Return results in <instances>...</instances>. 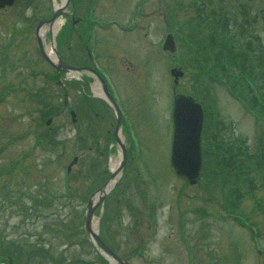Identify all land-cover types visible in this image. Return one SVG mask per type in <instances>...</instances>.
<instances>
[{"label":"rangeland","instance_id":"374dc122","mask_svg":"<svg viewBox=\"0 0 264 264\" xmlns=\"http://www.w3.org/2000/svg\"><path fill=\"white\" fill-rule=\"evenodd\" d=\"M82 1L84 13L87 0ZM98 1L96 16L102 20L113 16L124 23L138 3ZM194 1L146 0L136 16L135 31L123 32L114 25L96 28L99 67L113 79L114 93L118 92L136 132L123 127L121 137L126 146L131 137L136 139L138 157L145 165L141 164L142 170L133 167L127 152V169L105 199L99 231L132 264H238L240 260V264H264V174L256 158H251V153L259 157L258 149L264 145V121L255 122L242 102L219 83L232 81L240 71L234 66L216 67L220 78L216 80L209 65L202 71L197 54H209L203 47L207 44L211 52L219 34L225 46L233 38L236 46L244 47L258 33L264 50V0H202L208 17L201 21L196 19ZM49 9L50 0H18L0 10V258L10 255L13 264H103L106 260L85 236L82 212L91 192L107 176L103 170L110 155L117 156V149L110 148L108 131L115 118L104 106L99 111L92 108L90 93L82 85L76 91L65 75L54 77V69L41 57L34 28ZM69 30L64 28L58 37L59 52L77 63L80 42L76 31ZM142 30L147 37L142 38ZM207 31L214 42L206 37ZM168 32L176 43L172 56L161 49ZM253 57L256 61L249 62L245 72H255L262 98L264 68ZM172 66L184 70L176 88L193 92L200 100L212 96L225 137L228 131L245 136L251 152L249 157L221 152L208 158L203 144V169L194 185L177 178L169 166ZM67 90L68 102L78 114L75 123L63 104ZM80 100L84 105L79 109ZM95 141L101 148L106 145L108 153L99 155ZM74 156L77 161L71 164ZM220 160L230 166L226 170L234 181L223 186L217 169ZM146 175L156 180V186L151 188ZM153 205L157 231L149 241ZM95 214L96 219L99 210ZM236 215L254 225L257 235L252 236ZM142 241L146 243L142 253L152 257L151 262L139 253Z\"/></svg>","mask_w":264,"mask_h":264},{"label":"water","instance_id":"95a60500","mask_svg":"<svg viewBox=\"0 0 264 264\" xmlns=\"http://www.w3.org/2000/svg\"><path fill=\"white\" fill-rule=\"evenodd\" d=\"M11 2L12 0H0V6L9 4ZM56 14L57 12L55 13V15ZM163 48L174 51L175 44L172 35H167L163 44ZM57 58V63H53V65L58 70L75 69L73 66L65 63L58 55ZM172 73L175 76L179 74V72H175L173 69ZM107 96L117 115V125L114 136L115 139L119 141L118 137L116 136V130L121 124L122 119L119 112L116 110L110 96L108 94ZM172 118L173 140L170 158L171 167L178 176L186 179L190 183H195L200 176V171L202 168L201 128L203 122V114L201 111V107L199 104L195 103L190 96L178 94L174 98ZM119 143L122 146L124 157L125 150L123 144L120 141ZM122 164H124V162H122ZM99 190L102 193L99 196L98 202L100 203L103 200L105 191L103 190V187H101ZM94 207L95 205H93L92 202L89 201L87 210L84 215V224L87 236L90 238L93 244H95L103 252L111 255L116 260V262L120 264H129L126 260L120 258L109 247H107L101 240L98 232L93 229L91 224V216Z\"/></svg>","mask_w":264,"mask_h":264},{"label":"trees","instance_id":"16d2710c","mask_svg":"<svg viewBox=\"0 0 264 264\" xmlns=\"http://www.w3.org/2000/svg\"><path fill=\"white\" fill-rule=\"evenodd\" d=\"M219 48L216 51H211L212 54H207L205 55L204 52H200L199 55V61L201 63V68H203L205 65H208L210 60L213 61V64L210 65L212 67H220L222 66L224 63L227 64V66L229 68H231L232 66H234L235 68H240L246 61L244 59V55L248 56V51H249V45L246 43V45L243 48H240L238 50H235L234 48H232L231 45H227L225 46L222 42L219 43ZM242 51L244 52V55L242 56ZM216 53V54H214ZM243 57V59H242ZM217 59V63L216 60ZM247 60V59H246ZM243 66L240 68L242 71ZM214 70V69H213ZM243 72V71H242ZM233 85L234 86H239L237 87V91L242 93L244 95L243 99L246 101L247 104H250L251 106H253V98L251 96H248L247 93L249 92H245L242 88H246L245 82L242 80L241 76H238L237 74H233ZM211 136L213 137V139H211ZM205 149L207 150V155L206 157L211 158L213 154H219L221 152L227 153V152H233L236 153L237 157H242L246 156L249 157L251 156V158H256V161L258 162V165L261 167L262 172L264 174V149L261 150V152L259 153V157H257V153L254 155L253 153L249 152V153H242L239 148L233 145L232 141H230L227 137L223 142H220V144H218L217 141V137L216 135L213 134L212 132V126L209 127L208 131H205ZM232 153V154H233ZM251 153V154H250ZM235 156V154L233 155ZM235 156V157H236ZM229 162H232L231 160H228ZM238 162V160H237ZM220 165L217 168L220 173L221 176H223L222 178V183H228L230 184L231 182H234L233 179L229 178L228 173L226 168L230 167L226 161L220 160L219 161ZM231 174V173H230ZM224 179V180H223ZM224 184V185H225ZM227 189L230 188V185L226 186Z\"/></svg>","mask_w":264,"mask_h":264},{"label":"flooded vegetation","instance_id":"af4514ba","mask_svg":"<svg viewBox=\"0 0 264 264\" xmlns=\"http://www.w3.org/2000/svg\"><path fill=\"white\" fill-rule=\"evenodd\" d=\"M64 2L63 0H50V9L49 12H47L45 15L43 14L41 16V20H48L52 17V15L54 14L55 11V5L57 4L62 5ZM87 4H88V0H87ZM86 4V5H87ZM84 5V1L82 0H69L68 3H66L63 6V10L61 11V18L63 19V21L67 22V21H71V24L73 26V31H76V35L77 37L81 38L82 35H86V37L88 36V40H89V25L88 22L86 20V16L85 13H82V6ZM13 6V5H12ZM7 7L1 8L2 9H6ZM86 8V6H85ZM80 9V10H78ZM81 11V13H79ZM45 30L48 32L49 31V24H45L44 25ZM70 46H68L69 48ZM79 50H84L88 52V47L82 46V43H79ZM78 65H82V66H86V67H90V65L88 63H86V61L83 62H79Z\"/></svg>","mask_w":264,"mask_h":264},{"label":"bare ground","instance_id":"6f19581e","mask_svg":"<svg viewBox=\"0 0 264 264\" xmlns=\"http://www.w3.org/2000/svg\"><path fill=\"white\" fill-rule=\"evenodd\" d=\"M58 24H59V23H58ZM93 88L97 90L99 87L97 88L96 85H94ZM116 161H117L116 158H111V160H110V167H111L112 169H114V168L116 167V164H117Z\"/></svg>","mask_w":264,"mask_h":264}]
</instances>
